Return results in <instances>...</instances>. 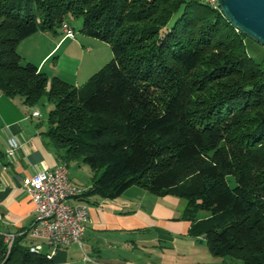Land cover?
I'll use <instances>...</instances> for the list:
<instances>
[{
	"label": "trees",
	"instance_id": "16d2710c",
	"mask_svg": "<svg viewBox=\"0 0 264 264\" xmlns=\"http://www.w3.org/2000/svg\"><path fill=\"white\" fill-rule=\"evenodd\" d=\"M70 17L114 53L81 86L18 51ZM248 39L201 0H0V90L53 105L46 137L64 162L94 173L83 198L114 200L133 186L173 193L212 254L264 264V70ZM26 237L8 250L0 232V264H54Z\"/></svg>",
	"mask_w": 264,
	"mask_h": 264
},
{
	"label": "crops",
	"instance_id": "0c3cea01",
	"mask_svg": "<svg viewBox=\"0 0 264 264\" xmlns=\"http://www.w3.org/2000/svg\"><path fill=\"white\" fill-rule=\"evenodd\" d=\"M68 24L75 30L74 38L64 37L61 28L40 31L22 41L18 51L25 62L38 66L50 79L81 86L107 65L114 53L110 44L85 34L83 25L77 31L71 22ZM33 111H40L41 116L33 117ZM43 121L40 106H26L0 90V232H26L28 245L38 242L28 233L35 221V205L18 178L53 170L64 162L46 137ZM11 137L22 144L15 160H10L6 151ZM71 163V182L90 189L93 171L79 164L72 172ZM81 200L88 203L91 215L83 243L55 251L44 245L42 252L54 264L232 263L212 254L203 236L190 234L192 222L185 217L188 202L173 193L159 196L133 186L114 200L98 196ZM207 216L200 213L202 218Z\"/></svg>",
	"mask_w": 264,
	"mask_h": 264
},
{
	"label": "built area",
	"instance_id": "2783aa9c",
	"mask_svg": "<svg viewBox=\"0 0 264 264\" xmlns=\"http://www.w3.org/2000/svg\"><path fill=\"white\" fill-rule=\"evenodd\" d=\"M210 1L218 4V0ZM64 29L68 37L74 36L67 24ZM32 116L39 118L41 112L33 111ZM21 148L22 144L16 137L9 138L6 148L9 159L15 160ZM18 181L35 205L36 217L28 233L38 242L30 246V251L42 252L44 245L50 246L53 251L82 245L91 220L90 207L81 200L88 189L71 182L68 164L60 163L53 170L19 177ZM73 200L77 202L72 204ZM18 235L10 232L3 234L10 237L12 246Z\"/></svg>",
	"mask_w": 264,
	"mask_h": 264
},
{
	"label": "water",
	"instance_id": "95a60500",
	"mask_svg": "<svg viewBox=\"0 0 264 264\" xmlns=\"http://www.w3.org/2000/svg\"><path fill=\"white\" fill-rule=\"evenodd\" d=\"M218 5L233 27L264 46V0H218Z\"/></svg>",
	"mask_w": 264,
	"mask_h": 264
},
{
	"label": "rangeland",
	"instance_id": "374dc122",
	"mask_svg": "<svg viewBox=\"0 0 264 264\" xmlns=\"http://www.w3.org/2000/svg\"><path fill=\"white\" fill-rule=\"evenodd\" d=\"M68 22H71L72 25L74 26V28H76L77 31H79V29L81 28V25H83V22L81 19H75L73 17H70L68 21L64 22L63 26H62V31L64 33V37H68L66 35V32L64 29V25L67 24L69 26V28L71 29V31L73 32V37L69 36V38H74L75 37V30L68 24ZM246 44H247V51L249 53V55L258 63L261 64L263 70H264V46H262L261 44L257 43L256 41L252 40L251 38H249L247 41H246ZM53 105L48 102V101H44L40 104V108L43 112V118H44V124H45V130L46 132L48 131V116H49V112L50 110L52 109ZM80 163L78 162H72L71 163V171L73 172L77 166H79ZM88 166V165H87ZM87 168H89L90 170V167L88 166ZM202 214H205V215H209V213L207 212H202ZM240 264H242L241 262H239Z\"/></svg>",
	"mask_w": 264,
	"mask_h": 264
},
{
	"label": "bare ground",
	"instance_id": "6f19581e",
	"mask_svg": "<svg viewBox=\"0 0 264 264\" xmlns=\"http://www.w3.org/2000/svg\"><path fill=\"white\" fill-rule=\"evenodd\" d=\"M204 3L214 7L215 9H220L218 4H215L214 2L210 1V0H201ZM7 154L9 156V151H7ZM4 241L7 244V249L10 250L12 248V240L10 239V237L8 236H4ZM34 253H41V252H34Z\"/></svg>",
	"mask_w": 264,
	"mask_h": 264
}]
</instances>
